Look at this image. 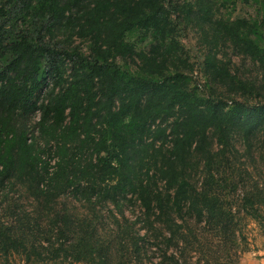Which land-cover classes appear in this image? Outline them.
<instances>
[{"label":"trees","instance_id":"16d2710c","mask_svg":"<svg viewBox=\"0 0 264 264\" xmlns=\"http://www.w3.org/2000/svg\"><path fill=\"white\" fill-rule=\"evenodd\" d=\"M4 2L0 188L14 179L34 184L40 197L38 187L53 184L51 192L45 190L52 199L71 193L90 205L109 204L118 209L117 214L111 211L114 219L129 220L123 206L138 203L135 235L117 242L121 248L126 242V250L136 257L134 264H144L152 247L157 264H200L199 258L187 260L192 250L206 257L205 264L208 257L215 261L221 256L226 261L217 264H236L245 251L240 246L245 236L238 224L231 227L233 221L242 212L264 231V102L241 94L248 91L252 96L264 86L243 81L211 53L204 60L206 72L228 94L200 96L190 87L191 66L181 58L164 0ZM261 4L264 10V0ZM184 10L190 14L192 5ZM197 14L207 17L214 43H230L264 79V15L212 19L211 6L204 3ZM56 32L85 40L87 53L54 42ZM138 37L147 41L145 48H139ZM36 112L39 138L45 146L53 143L55 156H47L50 159L44 156L45 148L30 139L25 125L16 123ZM239 139L243 156L251 160L244 169L249 178L241 172L219 177L230 169L228 157L238 151ZM198 170L202 179L195 178ZM56 215L63 224L57 256L61 253L72 262L127 263L122 262L123 253L118 256L119 248L95 238L96 224L87 221L78 228L66 215ZM3 222L0 218V254L25 248L15 245L22 240L12 238V229ZM201 223L206 230L199 234L195 226ZM211 230L219 237L216 248L202 242V235ZM230 240L234 248L228 246Z\"/></svg>","mask_w":264,"mask_h":264},{"label":"rangeland","instance_id":"374dc122","mask_svg":"<svg viewBox=\"0 0 264 264\" xmlns=\"http://www.w3.org/2000/svg\"><path fill=\"white\" fill-rule=\"evenodd\" d=\"M263 0H164L166 8L169 10L170 15L175 24L176 36L180 43L181 58L187 60L191 66L188 71L190 78V87L194 88L196 92L204 98H212L215 96L226 97V89L213 80L206 72L205 57L207 54H216L223 62H227L231 72H234L240 79L257 87L264 86V79L258 67L252 63L249 58L243 57L236 53L233 47L228 42L219 41L214 43L209 30V23L206 16L198 18L197 10L200 3L208 4L211 6L212 19L222 17L224 19L233 20L235 18L259 19L264 15V10H261ZM5 3L0 0V6ZM192 5V12L186 14L184 6L186 4ZM52 40L57 44L78 46L83 52L87 53V42L76 36L66 39V36L60 33H55ZM139 40V37H138ZM139 48L147 46L146 40L138 41ZM67 73V72H66ZM45 89L39 93L38 103L43 99ZM249 100L264 102V90L258 89V92L251 93L245 91L241 93ZM242 97L241 95H239ZM252 97V98H249ZM243 98V97H242ZM39 113H31L27 117L17 118L16 123L19 127L25 125L28 129V136L36 144L45 148V155L47 159L55 156L52 153L53 149L50 142L47 146L44 141L39 138L36 131V122ZM238 149L230 155V169L224 172L225 175L220 174L219 177L231 178L238 176L241 172L244 175V169L250 159L243 156V145L241 139L235 142ZM50 147V149H49ZM87 153L85 154V156ZM50 158H48V157ZM55 158L50 160V168L52 172L56 170ZM263 164V165H262ZM261 164L262 172L264 173V161ZM250 166V165H248ZM244 177L248 179V176ZM196 179H202L201 172L198 170L195 174ZM226 178V179H227ZM50 186L53 187V184ZM38 187L41 196L35 190L34 184H24L14 179L10 183H5L0 188V218L4 224H9L12 229V238L21 239L15 245L24 246L18 247L17 251L11 250L7 254H0V264H93L81 262H72L69 258L59 253L56 255V250L62 242L59 237L60 230L63 229L62 222L57 221L56 213L66 215L73 223L74 226L81 228L87 221L91 224H96L97 234L96 239H100L102 243L111 244L113 250L119 248L118 256L123 253L122 262L129 263L130 260L134 264L136 257L130 254L131 249L128 248L126 242H122L123 247L117 243L120 240H130L139 227L136 217L140 214L138 203H128L123 206L122 211L129 218L124 220L121 217L113 218L112 212L117 214L118 209H114L112 205L104 203H94L90 205L82 198L75 197L71 193L60 195L52 199L50 193L45 190H53L52 187ZM44 193V194H43ZM232 197V196H231ZM233 204L235 208L238 206V197H233ZM240 213L239 220H234L231 227L240 226L245 239L240 241V246L245 247V251L239 256L238 262L245 258H255L260 263L264 264V231L259 224L248 216H242ZM118 219V221H116ZM206 227V226H205ZM199 234L203 232L204 223L195 226ZM141 233V231H140ZM217 233L215 230L205 232L202 235V242L205 244H212V248H216L218 241ZM240 240V239H239ZM235 247V244L230 240L228 246ZM234 250V249H233ZM155 248H150L144 258V264H157L158 256H156ZM129 257H127V255ZM232 258L235 256L231 250ZM200 259V264H205L206 257H202L199 252L191 251L187 260L190 262ZM209 264H217V262H225V256L220 259L213 260L211 257L207 258ZM124 263V264H127ZM236 263V264H237Z\"/></svg>","mask_w":264,"mask_h":264},{"label":"crops","instance_id":"0c3cea01","mask_svg":"<svg viewBox=\"0 0 264 264\" xmlns=\"http://www.w3.org/2000/svg\"><path fill=\"white\" fill-rule=\"evenodd\" d=\"M237 264H262V263H260V261H258L255 258H253V259H251V258H245V259L241 260Z\"/></svg>","mask_w":264,"mask_h":264}]
</instances>
